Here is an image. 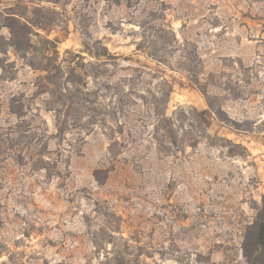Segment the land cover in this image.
I'll return each instance as SVG.
<instances>
[{"label": "rangeland", "instance_id": "374dc122", "mask_svg": "<svg viewBox=\"0 0 264 264\" xmlns=\"http://www.w3.org/2000/svg\"><path fill=\"white\" fill-rule=\"evenodd\" d=\"M262 194L264 0H0V264H249Z\"/></svg>", "mask_w": 264, "mask_h": 264}, {"label": "trees", "instance_id": "16d2710c", "mask_svg": "<svg viewBox=\"0 0 264 264\" xmlns=\"http://www.w3.org/2000/svg\"><path fill=\"white\" fill-rule=\"evenodd\" d=\"M20 26L22 28V32H20L21 29L20 30L18 29V31H16V29L13 28V31L11 30L10 43L11 45L15 46L18 50L26 51L27 50L26 47L30 46V44L26 42L22 44L20 37L21 35L27 36L31 34V26L28 25L27 23L20 24ZM103 47H104L103 52H91L89 48L87 49H89L88 50L89 54L93 53V55L97 58H100L101 56L104 57V59L102 60V63H105L106 58H109V56L113 59H116V56L114 55L112 56L111 52H109L105 46ZM75 69L77 68L73 67L71 69V71L69 72V77H67L65 81L68 85L72 86L76 92H81L79 86H84L85 84L83 81H81V76H80L81 74L79 75L78 73H76ZM51 73L52 72L47 73V76H49L47 78H49L48 82L54 85L55 82L52 79L56 77V75H52ZM83 74H85V72H83ZM78 98L79 100L85 99L83 97L82 98L78 97ZM203 113H206V112L203 111ZM217 115L220 117L218 112H217ZM221 120H224V119L221 118ZM249 230H251L249 231V233L252 232V248H248V245L246 244V242L248 241V237H246L244 248H243L244 256L246 260L249 262V264H264V194H262L261 196V206L259 207L257 214H256V218L254 222L250 225Z\"/></svg>", "mask_w": 264, "mask_h": 264}]
</instances>
